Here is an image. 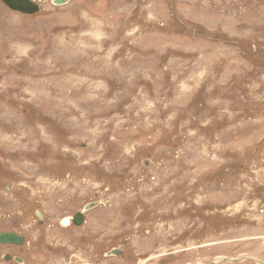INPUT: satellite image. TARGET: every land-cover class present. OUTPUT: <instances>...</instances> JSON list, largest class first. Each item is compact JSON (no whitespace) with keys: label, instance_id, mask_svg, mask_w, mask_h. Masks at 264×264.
I'll return each instance as SVG.
<instances>
[{"label":"rangeland","instance_id":"374dc122","mask_svg":"<svg viewBox=\"0 0 264 264\" xmlns=\"http://www.w3.org/2000/svg\"><path fill=\"white\" fill-rule=\"evenodd\" d=\"M34 1H0V232L25 264H264V0Z\"/></svg>","mask_w":264,"mask_h":264},{"label":"water","instance_id":"95a60500","mask_svg":"<svg viewBox=\"0 0 264 264\" xmlns=\"http://www.w3.org/2000/svg\"><path fill=\"white\" fill-rule=\"evenodd\" d=\"M5 6L10 10L21 13L24 15H34L41 10V6L37 4L34 0H0ZM68 0H54L55 5H62L67 3ZM97 206V203L89 204L85 206L84 210L80 213H77L74 218L71 220L76 226H82L84 222V212L91 210ZM39 220H42L41 214H37ZM25 242V239L21 236H18L15 233H2L0 234V244H9L15 246H22ZM110 256H119L121 252L118 250H112L109 253ZM229 261H227L228 263ZM233 262V261H232Z\"/></svg>","mask_w":264,"mask_h":264},{"label":"flooded vegetation","instance_id":"af4514ba","mask_svg":"<svg viewBox=\"0 0 264 264\" xmlns=\"http://www.w3.org/2000/svg\"><path fill=\"white\" fill-rule=\"evenodd\" d=\"M84 220H85V216H84ZM0 222H2L1 218H0ZM71 226L75 227V228L82 227V226H76L73 222H70L67 227H71ZM0 234H1V232H0ZM25 239H26V236H25ZM5 247L12 248V250H10V252L16 254V256H12L11 254H7L6 257L4 258V255L2 253V249H4ZM24 247H25L24 244L22 246H15V245H9V244H0V258L4 259L6 261H12L13 260V262H15L16 264H25L26 260L24 258V255L27 254L30 251V249L29 248H25L24 249ZM29 247L31 248L32 246H29ZM46 249H47V252H52L53 251V248L50 247V246H47ZM78 258L79 257L77 255H75V253H69L68 257L64 256V260L65 261H69L70 263H73L74 261L77 262Z\"/></svg>","mask_w":264,"mask_h":264},{"label":"bare ground","instance_id":"6f19581e","mask_svg":"<svg viewBox=\"0 0 264 264\" xmlns=\"http://www.w3.org/2000/svg\"><path fill=\"white\" fill-rule=\"evenodd\" d=\"M71 221V220H70ZM69 221H66L65 223H68Z\"/></svg>","mask_w":264,"mask_h":264}]
</instances>
